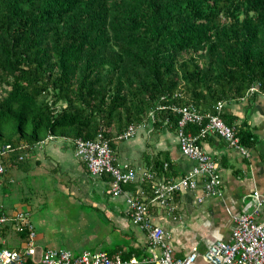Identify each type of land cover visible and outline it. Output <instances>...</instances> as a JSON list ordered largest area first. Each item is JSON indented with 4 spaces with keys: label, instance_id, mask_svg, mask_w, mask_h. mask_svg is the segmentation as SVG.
<instances>
[{
    "label": "trees",
    "instance_id": "1",
    "mask_svg": "<svg viewBox=\"0 0 264 264\" xmlns=\"http://www.w3.org/2000/svg\"><path fill=\"white\" fill-rule=\"evenodd\" d=\"M259 93L264 0H0V146L102 132L116 155L131 124L177 133L173 105L213 112ZM162 161L159 180L171 178Z\"/></svg>",
    "mask_w": 264,
    "mask_h": 264
},
{
    "label": "crops",
    "instance_id": "2",
    "mask_svg": "<svg viewBox=\"0 0 264 264\" xmlns=\"http://www.w3.org/2000/svg\"><path fill=\"white\" fill-rule=\"evenodd\" d=\"M222 116L227 124L237 129L251 130L255 141L246 146L249 156H245L217 133L210 132L202 139L203 148L218 164L223 180L220 196L208 195L199 202L198 195L203 194L201 182L196 189L175 192L169 200L173 210L168 211L165 205L152 200L153 191L146 186L147 182L123 185L125 191L139 195L148 205L152 223L168 231L174 257H184L193 250L203 254L213 241H227L234 226V215L253 210L254 191L264 196V94H246L227 101ZM194 128L191 126L188 131L196 133L198 130ZM51 140L49 144L44 141L8 153L3 159L4 173L11 181L29 172L45 176L62 185L68 204L71 198L72 204L81 208L90 206V210L80 213L76 226L69 231L74 235V253L106 251L118 253L127 264H157L145 262L151 255L148 234L133 223L124 197L109 191L112 177L92 175L69 141L60 136ZM115 140L117 162L136 168L138 179L144 171H152L155 162L162 160L168 163L171 178L189 172L195 163L181 152L176 131L163 125L152 132L149 127L139 129L129 144ZM70 151L77 161H66ZM258 219H264L263 211ZM157 252L161 254L159 248ZM196 264L208 263L199 257Z\"/></svg>",
    "mask_w": 264,
    "mask_h": 264
},
{
    "label": "built area",
    "instance_id": "3",
    "mask_svg": "<svg viewBox=\"0 0 264 264\" xmlns=\"http://www.w3.org/2000/svg\"><path fill=\"white\" fill-rule=\"evenodd\" d=\"M251 90L257 91L256 87ZM225 100H220L215 105L213 112H202L194 105H173L171 109L180 114L178 138L181 152L189 159L195 161L192 169L178 178L156 179L152 171H144L142 180L153 181V201L165 205L168 211L173 210L169 200L173 194L186 189H196L202 182L203 194L198 195V201H204L205 196H220L223 180L218 170L215 159L205 151L202 139L210 132L217 133L227 143L239 149L245 156H249L248 148L243 145L237 136L235 126L229 125L222 117ZM153 112L150 116L153 117ZM197 124L196 133L186 130L188 124ZM141 124H131L120 133L116 139L127 140L134 137ZM56 136L49 134L45 139L35 144L21 143L14 147L11 143L0 146V179L6 171L3 161L8 153L20 148H31L36 144L54 139ZM69 141L75 149L76 155L85 163L92 175L109 174L112 177L109 191L115 196H123L128 206L133 223L140 225L148 234L149 249L151 255L145 262L157 264H196L202 257L208 264H264V219H258L264 212V196L259 191H254V207L248 213L234 215V226L227 241L217 239L208 249L200 254L196 250L184 257H174L173 247L168 242L169 233L162 225L152 223L148 205L142 198L125 191L123 184H128L138 179L136 168L127 164H119L110 145V138L99 132L96 139H84L82 137L71 138L61 136ZM23 156H19L22 159ZM202 180V181H201ZM15 229L17 233L25 232V244L21 248H7L2 246L5 240L0 242V264H127L118 253L109 254L106 251H83L74 253L72 250L61 247H42L35 242L36 230L29 213L17 210L6 213L0 209V240L5 233ZM3 234V235H2ZM7 235V234H6ZM158 248L161 254L157 252Z\"/></svg>",
    "mask_w": 264,
    "mask_h": 264
},
{
    "label": "rangeland",
    "instance_id": "4",
    "mask_svg": "<svg viewBox=\"0 0 264 264\" xmlns=\"http://www.w3.org/2000/svg\"><path fill=\"white\" fill-rule=\"evenodd\" d=\"M133 138L123 140L122 143L129 144ZM52 141L48 140L46 144ZM75 160L74 152H68L66 161ZM46 178L29 172L23 178L18 177L11 181L9 175L4 173L0 179V209L8 214L16 210L27 211L35 226L37 246H58L74 251L76 250L72 239L74 235L69 231L71 227L76 226L80 213L90 210V206L81 208L72 204L71 198L68 204L62 193L64 188L60 187L62 185ZM3 240L6 243L2 246L7 248H21L26 241L25 237L13 228L7 235L5 233L2 236L0 242L2 243Z\"/></svg>",
    "mask_w": 264,
    "mask_h": 264
}]
</instances>
